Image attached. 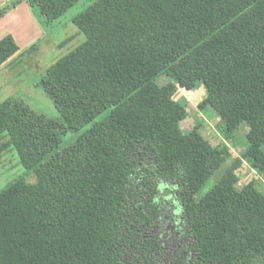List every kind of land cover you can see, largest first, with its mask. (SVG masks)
Listing matches in <instances>:
<instances>
[{"label":"trees","instance_id":"1","mask_svg":"<svg viewBox=\"0 0 264 264\" xmlns=\"http://www.w3.org/2000/svg\"><path fill=\"white\" fill-rule=\"evenodd\" d=\"M22 1L48 28L82 0H13L0 19ZM74 24L86 41L41 83L60 118L0 103V136L38 178L0 193V264H163L159 180L180 189L192 241L178 264H264V196L240 187L228 145L243 134L245 161L264 171V0H100ZM18 50L3 38L0 66ZM199 84L218 144L181 128L175 96Z\"/></svg>","mask_w":264,"mask_h":264},{"label":"rangeland","instance_id":"2","mask_svg":"<svg viewBox=\"0 0 264 264\" xmlns=\"http://www.w3.org/2000/svg\"><path fill=\"white\" fill-rule=\"evenodd\" d=\"M98 1L100 0H82L79 2L65 16L55 21L52 26L45 30L49 38H47L45 43L42 42L41 47L33 46L31 49L25 50L26 52L20 59L22 65L19 66L24 71L21 82L20 84L14 82L13 86H9L7 91L0 96V103L9 98H18L23 100L34 111L44 114L52 120L60 118L53 100L47 97L41 83L47 71L53 65L86 41L84 34L74 24V19ZM15 68L13 69L14 71H11L13 76L19 73V69ZM205 98L206 90L202 84H199L193 91H186L181 88L178 90L175 99L187 101L189 113L187 119L181 124V128L185 134H190L197 130L210 143L218 144L223 141L216 129L219 121L218 115L211 109L202 111L199 108ZM109 114L110 112H105L94 123L80 131L64 135L62 137L61 150L74 144L96 122H102ZM242 135L240 134L238 140L228 142L232 158L243 161L237 170V175L240 179L239 185L240 187H245L252 182H256L264 196V171L253 169L245 161ZM231 162L232 160L228 166L231 165ZM220 174L217 178L221 176ZM19 179H25L30 183H36L38 180L35 173L27 171L21 165L17 151L9 145L8 137L0 136V193ZM214 184L215 182L212 179L202 194L204 195L209 191ZM179 191L180 189L176 184L160 180L155 191L154 200L159 203L161 213L154 233L159 236L164 245L166 254L163 264L182 263L191 256L192 252V241L187 234V229L182 219Z\"/></svg>","mask_w":264,"mask_h":264},{"label":"crops","instance_id":"3","mask_svg":"<svg viewBox=\"0 0 264 264\" xmlns=\"http://www.w3.org/2000/svg\"><path fill=\"white\" fill-rule=\"evenodd\" d=\"M11 1L13 0H0V8ZM46 29L47 27H44L35 16L27 1H22L0 19V41L11 35L19 47L18 52L0 66V96L7 91L9 86H13L14 82L20 84L24 73L19 67L22 65L20 59L26 52L25 50L33 46L41 47L42 42H46L49 38L48 34L46 35ZM15 67L19 69V73L13 76L11 71H14Z\"/></svg>","mask_w":264,"mask_h":264}]
</instances>
